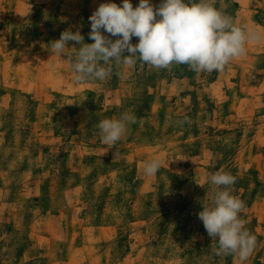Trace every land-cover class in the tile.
<instances>
[{
  "label": "rangeland",
  "instance_id": "obj_1",
  "mask_svg": "<svg viewBox=\"0 0 264 264\" xmlns=\"http://www.w3.org/2000/svg\"><path fill=\"white\" fill-rule=\"evenodd\" d=\"M105 2L0 0V264H264V39L222 71L113 62L106 80L76 83L49 44L69 28L93 43ZM213 2L264 34V0ZM126 111L137 122L109 148L96 126ZM220 170L256 236L243 262L215 255L198 218Z\"/></svg>",
  "mask_w": 264,
  "mask_h": 264
},
{
  "label": "clouds",
  "instance_id": "obj_2",
  "mask_svg": "<svg viewBox=\"0 0 264 264\" xmlns=\"http://www.w3.org/2000/svg\"><path fill=\"white\" fill-rule=\"evenodd\" d=\"M88 19V38L93 43H85L79 28H69L49 44L53 54L67 59L76 83L106 80L113 62H139L168 70L173 65L186 64L197 73L222 71L231 60L246 54L248 43L264 39V34L237 25L231 16L215 7L213 0H160L155 6L150 0H139L136 7L131 0H122L120 5L108 0L99 4ZM133 37L138 38V43H132ZM69 42H73L72 46ZM136 122V115L126 111L119 118L99 121L96 127L101 142L111 148ZM161 166V160L153 158L145 162L143 172L153 176ZM235 182L230 172L212 174L211 202L203 204L198 218L208 236L216 241L215 255H232L243 262L254 251L257 240L240 218L245 204L232 194Z\"/></svg>",
  "mask_w": 264,
  "mask_h": 264
}]
</instances>
